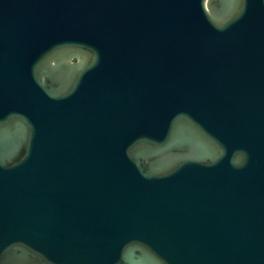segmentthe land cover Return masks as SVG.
<instances>
[{
  "label": "water",
  "instance_id": "obj_1",
  "mask_svg": "<svg viewBox=\"0 0 264 264\" xmlns=\"http://www.w3.org/2000/svg\"><path fill=\"white\" fill-rule=\"evenodd\" d=\"M0 264H264V0H0Z\"/></svg>",
  "mask_w": 264,
  "mask_h": 264
}]
</instances>
